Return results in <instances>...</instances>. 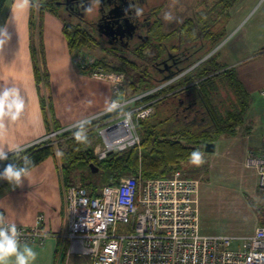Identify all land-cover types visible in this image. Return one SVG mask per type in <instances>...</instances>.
<instances>
[{"label":"built area","instance_id":"1","mask_svg":"<svg viewBox=\"0 0 264 264\" xmlns=\"http://www.w3.org/2000/svg\"><path fill=\"white\" fill-rule=\"evenodd\" d=\"M75 59L82 67L95 62L86 54ZM190 70L127 97L124 72L94 66L91 76L112 85L108 106L60 131L97 121L94 126L100 140L95 148L98 160L112 152L139 146L138 121L149 117L154 108L152 101H137ZM259 94L264 97V87ZM58 131L47 133L36 143ZM246 163L256 169L264 194V143L259 150L248 152ZM198 184L183 168L149 179L143 178L141 172L127 175L116 184H104L97 193H91L82 184L71 183L65 188L67 228L63 239L69 242L71 253L86 259L82 264H264V224L258 225L242 246L234 245L232 235L205 234L200 230ZM42 221L43 214H39L34 225L15 224L20 233L19 243H44L51 233L43 228ZM9 224L12 223L5 221L4 226Z\"/></svg>","mask_w":264,"mask_h":264},{"label":"crops","instance_id":"2","mask_svg":"<svg viewBox=\"0 0 264 264\" xmlns=\"http://www.w3.org/2000/svg\"><path fill=\"white\" fill-rule=\"evenodd\" d=\"M235 1L239 0H234L232 4ZM257 1L258 6L254 11L243 16L231 32L224 29L220 42L209 52L220 65L236 70L238 78L251 96L259 94V90L264 87V0ZM35 7L38 12L37 3ZM31 15V0L27 6L23 5V0H7L0 14V27H6L10 37L8 39L6 35L0 34V40L5 41L0 46V90L6 87L18 88L25 100V108L20 118L15 121L6 120L5 128L0 130V148L8 153L35 144L48 131L33 72L30 51ZM38 16L42 17L37 27L38 32H41L49 72V84L42 90L49 96L47 107H52L54 119L66 127L106 109L112 95V85L107 80L97 79L77 68L63 30L66 21L61 13L48 9ZM169 29L170 26L166 30ZM188 98L189 96L185 101ZM52 123L49 117L51 127ZM248 133L245 126H238L235 134H222L213 141L214 151L201 153L203 160H208L212 165L213 176L216 169L218 172V165L227 157L243 160L258 176L256 169L247 165L246 158L250 150L257 151L262 147L264 138L257 146L251 147ZM215 162L218 163L216 168ZM189 163L192 167L195 166L191 160ZM183 168L191 171L189 165L188 168L183 165ZM30 170L31 175L23 180L21 186H14L6 180L0 183V214L5 216L7 222L22 225L36 224L37 216L43 214L42 226L51 235L42 244L19 243L21 250L27 244L37 253L33 264L84 263L86 259L71 253L69 242L63 239L67 228L64 197L66 184L60 160L55 156H48ZM200 191L198 184V207ZM261 193L263 194L262 191ZM230 195L233 198L236 193ZM257 213L256 210L255 224L248 235L258 225L264 224H257ZM199 224L200 230L205 234H226L206 233L201 224L200 211ZM9 264H15V257L10 258Z\"/></svg>","mask_w":264,"mask_h":264},{"label":"trees","instance_id":"3","mask_svg":"<svg viewBox=\"0 0 264 264\" xmlns=\"http://www.w3.org/2000/svg\"><path fill=\"white\" fill-rule=\"evenodd\" d=\"M6 1L0 0V14ZM233 1L224 0L228 7ZM31 2L30 51L33 72L42 101L47 133H50L64 126L54 119L52 107H47L49 96L42 89L49 84V72L40 30L38 45L33 40L32 18L37 10L36 3L40 16L48 9L54 12H59V10L53 0H31ZM195 18H187L179 28L182 43L195 44L198 50L203 49L200 52L201 55L198 52L196 57L189 62L190 65L209 53L220 42L225 32L224 27L214 28L215 19L212 21L209 14L207 19L201 23ZM63 30L70 51L74 55L76 66L81 72L91 75V69L94 66L102 65L107 70L122 71L128 74L125 67L114 65L100 58H95L93 64L82 67L76 62L74 50L89 49L94 45V36L81 26L68 22L64 23ZM159 82L161 81L152 78L149 70H144L134 75L130 81V87L134 88L135 93H140L157 86ZM188 93H190L189 98L196 100L198 107H201L205 114L198 113L195 114L196 116H191L182 111L181 100H185ZM147 101H152L154 111L149 117L138 121L137 128L141 137L139 146L112 152L103 160L98 161L92 147L87 146L86 142L79 143L75 140L74 133L77 131L75 127L76 129L62 131L59 135L66 143L64 147H56L50 141H45L32 144L19 151L9 152L8 159L0 161V172L8 163L22 164L24 156L32 159L33 163L29 166L30 168L48 156H55L60 160L66 186L75 180H80L91 193H97L104 184L118 183L124 174L132 175L139 171L145 179L163 177L174 169L182 168L183 162L191 159L194 151L202 153L206 142L214 141L222 134H235L237 127L245 123L246 114L251 105V95L238 78L236 70L220 65L212 55L174 82L146 95L137 103ZM49 117L53 121L52 127L49 124ZM96 122L93 121L84 126ZM91 163L99 167L97 172L103 173L105 182L101 186L94 181L93 175H96V172H92ZM3 181L5 180H0V183Z\"/></svg>","mask_w":264,"mask_h":264},{"label":"rangeland","instance_id":"4","mask_svg":"<svg viewBox=\"0 0 264 264\" xmlns=\"http://www.w3.org/2000/svg\"><path fill=\"white\" fill-rule=\"evenodd\" d=\"M165 2L167 3L166 10L171 14V20L172 17L175 16L171 22L172 27L178 26L184 18L195 14H197V18L195 19H198L200 23L204 22L209 14L212 21L215 19L214 28L224 26L227 32H231L243 16L250 13V11L253 12L256 6H258L257 0H239L235 1L229 7L225 5L226 2H224V0L221 2L219 0H165ZM38 15L39 13L35 11L32 18L34 23L33 40L36 45H38L39 40L37 23L42 18ZM81 28L92 33L94 36V45L89 49H75V56L86 54L94 59L100 58L114 65L125 67L128 72V74L124 72L126 74L125 88L127 97L135 94L134 88L130 87V81L134 75L138 74L140 71L149 70L153 77H160L157 73V69L152 66L151 60L147 59V57L151 58L154 54L152 50H145V53L141 56L131 52L114 53L102 45L101 47L97 46L99 43L95 38L94 32L89 27L83 25ZM199 54L201 55V53ZM147 61H149V64H147ZM83 126V124L80 125V127ZM243 126H245L246 131H249L247 134L249 145L251 147L257 146L264 138V97L258 93L251 96V105L247 111ZM82 130L85 131L87 135L86 145L92 147L96 155L95 148L100 141L97 128L94 124H90L84 126ZM61 132L62 131L59 130L56 134L48 137L42 142L50 141L56 147H64L66 143L59 136ZM244 137H246V134ZM204 152L206 151L203 150V153ZM190 160L183 162V165L187 168L188 165L189 167L191 166V171L182 168L186 170L188 175L199 181L201 187L199 194V211L203 229L206 233L231 234L235 237L234 245L242 246L246 241L245 238L253 230L256 210L258 212L257 224L264 223V196L258 185V176L254 173L252 168L247 167L243 163V160L237 157L232 159L227 157L223 159L218 165V172L216 169L214 176L211 171L213 167L208 160L204 161L200 166L195 165L193 167L189 163ZM217 164L218 163L215 162V168ZM138 173L139 171L135 174ZM127 175L129 174L122 175L119 180ZM93 176L98 186H101L105 182L103 173L96 172V175ZM73 183L84 185L80 180H75ZM232 193H236V196L233 198H231L230 195ZM78 262H80V260H78Z\"/></svg>","mask_w":264,"mask_h":264},{"label":"flooded vegetation","instance_id":"5","mask_svg":"<svg viewBox=\"0 0 264 264\" xmlns=\"http://www.w3.org/2000/svg\"><path fill=\"white\" fill-rule=\"evenodd\" d=\"M53 1L66 22L85 25L94 32L98 47L102 45L114 53L131 52L140 56L145 50H152L154 54L147 59L151 60L160 75L158 78L152 75L156 80L164 81L165 75L177 73L198 52L203 51L198 50L195 44L182 43L179 30L184 20L195 18L197 14L184 18L181 24L172 27L175 16L172 20H165V14H170L166 10L165 0H99V4L96 0ZM193 65L189 64L184 69L190 70ZM182 103L184 113L191 116L205 114L192 98Z\"/></svg>","mask_w":264,"mask_h":264},{"label":"clouds","instance_id":"6","mask_svg":"<svg viewBox=\"0 0 264 264\" xmlns=\"http://www.w3.org/2000/svg\"><path fill=\"white\" fill-rule=\"evenodd\" d=\"M30 0H23V5H29ZM99 4V0H96ZM91 9H88L90 11ZM139 14V10H138ZM165 20H171V14H165ZM0 34H4L10 39L6 27H0ZM5 41L0 40V46ZM116 105L113 102L112 108ZM25 108V100L20 93V90L15 87H6L0 90V130L5 128L6 120H18ZM77 131L74 133V138L79 143H84L87 140L86 132L83 131L79 124L75 125ZM19 151V150H17ZM8 159V151L0 148V161ZM33 161L29 156L22 158L20 163H8L4 170L0 172V180H6L14 186H21L23 180L31 175L30 165ZM191 163L200 166L204 163L202 154L194 151L192 153ZM5 216L0 214V264H9L11 257H15V264H33L37 258V253L27 244L21 250L18 233L15 223L4 226Z\"/></svg>","mask_w":264,"mask_h":264},{"label":"water","instance_id":"7","mask_svg":"<svg viewBox=\"0 0 264 264\" xmlns=\"http://www.w3.org/2000/svg\"><path fill=\"white\" fill-rule=\"evenodd\" d=\"M185 69H180L177 73H169L167 75H165L163 77V80H168V79H171L172 77H174L175 75H177L178 73L184 71ZM205 151H208V152H212L214 151L215 149V142L213 141H208L205 143V147H204ZM90 167L92 169L93 172H97L99 170V167L94 164V163H91L90 164Z\"/></svg>","mask_w":264,"mask_h":264}]
</instances>
